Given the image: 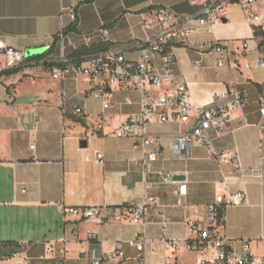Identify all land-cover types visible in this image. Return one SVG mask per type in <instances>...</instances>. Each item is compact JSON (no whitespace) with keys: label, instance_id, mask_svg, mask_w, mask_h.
Returning <instances> with one entry per match:
<instances>
[{"label":"crops","instance_id":"obj_1","mask_svg":"<svg viewBox=\"0 0 264 264\" xmlns=\"http://www.w3.org/2000/svg\"><path fill=\"white\" fill-rule=\"evenodd\" d=\"M159 7L171 11L173 22L199 29L188 36V44L172 49L173 72L188 84L193 108L224 104L226 99H214L233 87L248 104L234 113L223 132H211V149L195 142L184 158L173 155L169 135L189 131L196 111L187 122L150 121L147 130L160 138L162 154L147 171L137 139L114 134L141 111L143 92L114 86L108 96L97 98L98 82L87 74L71 71L55 78L42 61H56L62 54L73 58L83 46L104 43L100 31H105L107 45L128 48L127 57L136 60L137 46L161 30L155 15ZM200 13L196 0H0V40L26 55L16 72L0 77V264H57L62 255L65 264H90L93 252L111 251L110 242L124 254L103 264L139 259L145 264H197L186 248L197 235L191 224L205 227L208 206L219 194L237 191H245L247 199L218 205L220 230L239 250L248 240L255 252L264 253V68L245 66L264 60V6L257 2L247 9L231 3L212 32L201 27ZM249 13L254 21L248 20ZM73 25L75 30L65 32ZM88 34L95 43L86 41ZM215 39L226 42L232 53L223 65L219 54L199 48ZM75 105L83 114L74 112ZM226 153L236 154L245 172L225 162ZM166 171L187 181L181 204L177 185L164 182ZM145 196L156 200L148 206L147 224L114 219L111 209ZM92 205L104 207L101 223L65 211ZM139 236L147 239L142 251L135 244Z\"/></svg>","mask_w":264,"mask_h":264},{"label":"built area","instance_id":"obj_2","mask_svg":"<svg viewBox=\"0 0 264 264\" xmlns=\"http://www.w3.org/2000/svg\"><path fill=\"white\" fill-rule=\"evenodd\" d=\"M201 6V13L198 21L206 31L212 32L223 17L228 13V6L237 2L245 8L264 0H196ZM156 18L161 25L160 32L145 43L137 46L140 57L136 60L127 57L128 48L114 47L108 45L106 49L86 56L66 57L64 54L54 61L49 67L53 77L60 78L71 71L87 74L91 79L98 82V87L93 91L97 98L109 95L114 86H124L131 90L143 92L142 109L139 113L128 117L114 130L119 137H132L137 139L143 147L144 153L140 163L146 170H149L150 162L162 154L160 138L151 136L147 130L150 121L158 119L167 121L177 118L187 122L193 111H196V120L193 127L183 133L171 134L170 149L175 157L184 158L187 156L191 145L195 142L201 143L207 148H212V131L221 133L237 110L243 109L248 104L245 95L235 87L228 92L221 93L214 101L226 99L222 105H201L193 108L188 94V84L183 79L175 77L173 65L175 55L173 46L176 44H188V36L199 29H194L187 23L173 22V14L168 8L159 7L155 10ZM72 19L76 22V12H71ZM256 16L249 13L248 20L254 21ZM100 42H107L105 31L99 32ZM64 33L61 32L59 40H63ZM94 35H86V41L93 44ZM243 48H248V41L242 42ZM201 51H214L219 54V65L225 63L226 58L232 53L227 43L217 39L204 41L199 45ZM0 72L20 66L26 59L23 50L8 46L0 40ZM44 63V60L42 61ZM246 67L264 68V60L258 59L253 63H246ZM110 101L104 103L105 107ZM77 115L83 114L81 106H74ZM261 113L264 116V103L261 106ZM264 129V125L262 126ZM98 160L102 154L98 153ZM223 160L234 164L239 171L241 168L239 157L236 154L226 153ZM166 183L177 185L178 203L183 202L187 195V181L175 178V174L169 171L163 173ZM245 191L232 192L228 195L219 194L215 203L207 208V224L200 227L192 223L191 227L196 231V237L186 243L188 251L195 254L197 264H264V253H257L252 249L251 241H242V249L239 250L231 243V240L220 230V213L218 205H239L246 201ZM154 197L145 196L140 202L132 200L112 210L114 219L130 220L134 223H148V206L155 203ZM103 210L101 206H71L65 211L77 218L84 219L91 223L103 221ZM164 227L167 226L165 222ZM93 242L97 241L96 233H90ZM147 239L145 236L137 237L135 244L140 251L144 250ZM111 251L108 253H92L90 264H103L105 261H114L123 256L122 248L116 242H110ZM50 252H55L54 246H49ZM65 251H61L64 254ZM57 264H65L62 255ZM135 264H145L144 259H139Z\"/></svg>","mask_w":264,"mask_h":264},{"label":"water","instance_id":"obj_3","mask_svg":"<svg viewBox=\"0 0 264 264\" xmlns=\"http://www.w3.org/2000/svg\"><path fill=\"white\" fill-rule=\"evenodd\" d=\"M107 43H101V44H97V45H93V46H83L79 49V53L80 55L82 56H86V55H92V54H95V53H98L104 49L107 48ZM82 145H86L87 144V141H82L81 142Z\"/></svg>","mask_w":264,"mask_h":264},{"label":"trees","instance_id":"obj_4","mask_svg":"<svg viewBox=\"0 0 264 264\" xmlns=\"http://www.w3.org/2000/svg\"><path fill=\"white\" fill-rule=\"evenodd\" d=\"M75 29H76V26L73 25L72 27L67 28L65 30V32L73 31ZM255 33H256L257 36H261L262 35L261 31L258 28H255ZM75 56H80L79 52H76ZM44 64L46 66H48V67H51L55 63H54V61H51V60L50 61L44 60ZM18 68L19 67H15V68H11V69H5V70H3V71L0 72V77H2L5 74H10V73L16 72L18 70Z\"/></svg>","mask_w":264,"mask_h":264}]
</instances>
